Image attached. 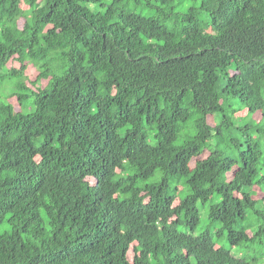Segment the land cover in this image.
Masks as SVG:
<instances>
[{
    "label": "trees",
    "instance_id": "obj_1",
    "mask_svg": "<svg viewBox=\"0 0 264 264\" xmlns=\"http://www.w3.org/2000/svg\"><path fill=\"white\" fill-rule=\"evenodd\" d=\"M185 1L0 0V264H264V0Z\"/></svg>",
    "mask_w": 264,
    "mask_h": 264
},
{
    "label": "rangeland",
    "instance_id": "obj_2",
    "mask_svg": "<svg viewBox=\"0 0 264 264\" xmlns=\"http://www.w3.org/2000/svg\"><path fill=\"white\" fill-rule=\"evenodd\" d=\"M189 5H196V6H200V3L199 2H194L193 0H186L185 2H184V7H188ZM23 7H27V6H25V5H23ZM178 10H183L182 9V7L181 6H179L178 8H177ZM136 11L137 12H141V13H145V14H148L149 12H150V9H147V10H143L142 8H137L136 9ZM200 18H201V20L203 21V22H205V23H207V22H211V17H210V15L207 13V12H201V14H200ZM21 22L23 21V19H21L20 20ZM32 72V70L30 69L29 70V73H31ZM17 109H18V107H16ZM246 113L244 112V111H242V112H239V115H245ZM255 117H258L259 116V114H256V115H254ZM251 118H252V116H250V118H248V120H251ZM211 119V120H210ZM210 119H209V122L211 123V124H214V120L212 119V117H210ZM257 137H258V139L260 140V142L262 143V145L264 146V134H259V133H257ZM89 180H90V182H92V183H94L95 182V180H94V178H89ZM182 185H179V190H182ZM186 194V190L183 192V194H182V192L180 193V196H182V195H185ZM262 194V193H261ZM178 202H179V200H176L175 202H174V204H178ZM197 207H198V209H199V211H200V223H199V226H198V230H197V232H196V234H198V233H201L204 229H207V228H212L211 227V225L212 224H210L209 223V221H208V207L207 206H203L202 205V203L201 202H199L198 204H197ZM180 228V230H182V229H184V227H182V226H180L179 227ZM132 254V251H130V255Z\"/></svg>",
    "mask_w": 264,
    "mask_h": 264
}]
</instances>
